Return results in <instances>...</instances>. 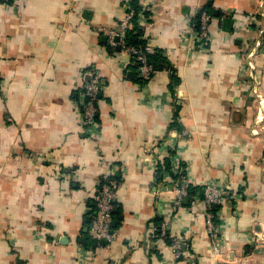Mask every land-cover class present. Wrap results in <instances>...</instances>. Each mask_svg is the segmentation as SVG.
I'll list each match as a JSON object with an SVG mask.
<instances>
[{
    "label": "crops",
    "instance_id": "0c3cea01",
    "mask_svg": "<svg viewBox=\"0 0 264 264\" xmlns=\"http://www.w3.org/2000/svg\"><path fill=\"white\" fill-rule=\"evenodd\" d=\"M130 1L0 0V264H264V0H137L136 13ZM204 6L207 49L191 36ZM130 11L177 86L169 70L138 81L117 35ZM90 66L103 86L94 138L81 115ZM180 170L201 192L174 212ZM105 173L120 187L114 238L97 243ZM210 181L224 196L217 245L201 199ZM163 221L179 259L154 237Z\"/></svg>",
    "mask_w": 264,
    "mask_h": 264
},
{
    "label": "built area",
    "instance_id": "2783aa9c",
    "mask_svg": "<svg viewBox=\"0 0 264 264\" xmlns=\"http://www.w3.org/2000/svg\"><path fill=\"white\" fill-rule=\"evenodd\" d=\"M17 1L18 0H11L12 3ZM198 15V28L194 25L192 26L191 36L201 48L206 49L205 46L209 40V26L213 18L204 10H200ZM132 18L133 12L130 11L121 23L120 31L122 32H120V34L116 33L117 35L124 37L126 30L131 26ZM102 32L107 35L108 44L114 46V37H116L114 31L102 30ZM261 47L262 44L260 39L256 40L254 49L247 55V66L250 70H253L251 60ZM124 50L130 55L132 61L137 66V77L144 82H149L155 74L153 67L148 62V56L154 52L153 49L149 45H145L143 47H128L124 48ZM102 90L103 86L100 82L99 71L94 66L86 68L83 73L81 115L84 131L93 138L96 136L94 132H96L98 99ZM182 135L187 136L188 133L184 131L182 132ZM176 169L178 170V167ZM175 175H177L178 178L175 179L172 187L175 195L173 201L174 212L181 206L184 198L187 196V189L190 183L189 178L183 174V170H180L179 172L177 171ZM110 178V173H105L100 176L99 188L94 195V212L91 216V222L88 227V235L97 243L101 241L110 242L114 238V233L112 231V213L117 190L120 187V184L118 181L111 180ZM203 195V201L206 204V224L208 234L211 240H214V244H216V242L218 244L217 229L213 222L214 217L207 210L211 205H221L223 203V189L214 181H210L205 185ZM154 237L157 239H169L170 246L176 258L179 259L181 257L180 247L182 244L177 238L169 234L167 222L163 221L157 226Z\"/></svg>",
    "mask_w": 264,
    "mask_h": 264
},
{
    "label": "trees",
    "instance_id": "16d2710c",
    "mask_svg": "<svg viewBox=\"0 0 264 264\" xmlns=\"http://www.w3.org/2000/svg\"><path fill=\"white\" fill-rule=\"evenodd\" d=\"M129 4L131 5V8L133 9L134 13H136L139 10V6H138L137 0H131L129 2ZM203 10L206 11V12H208V11L212 12L206 6L203 7ZM198 16L199 15L197 14L196 16L192 17L193 25L196 28H198ZM134 20H135V16L131 20L134 28H130V29L126 30V32H125L123 48L143 47V46L147 45L146 41L142 38L143 35H142L141 29L138 26H136ZM103 40H105L108 43V39L105 36H104ZM108 46L110 47L109 44H108ZM205 48L206 49L208 48L207 45L205 46ZM153 51L154 52L148 56L149 64L153 67L155 72L159 71V70H169V71L173 72V76H172L173 83H172V86H177L178 80L175 77L174 68H172V66H171L170 62L168 61V59H166V57L163 55V52L161 50H157L156 49V50H153ZM136 68H137V66L135 65V69ZM136 75H137V73H136ZM138 81H140L141 83H147V82H144L143 80H141L139 78H138ZM177 128H178V126H177ZM184 172L185 171H183V174H184ZM174 176H175V179L178 178L177 175H174ZM110 179L114 180L112 177ZM187 192H188V194L186 196L187 199L188 198L193 199L194 197L200 198L201 190L197 186H193L192 184L189 183ZM201 199L202 200L204 199V195H202ZM114 205H115V202H114ZM219 209H220V205H211L208 208V210H207L208 212H210L213 215V217H214L213 218V222L214 223H216L215 217H216V213L218 212ZM112 217H114V213L112 214ZM165 239H167V238H165Z\"/></svg>",
    "mask_w": 264,
    "mask_h": 264
},
{
    "label": "water",
    "instance_id": "95a60500",
    "mask_svg": "<svg viewBox=\"0 0 264 264\" xmlns=\"http://www.w3.org/2000/svg\"><path fill=\"white\" fill-rule=\"evenodd\" d=\"M113 212H116V209H115V208L113 209ZM112 225H113V224H112Z\"/></svg>",
    "mask_w": 264,
    "mask_h": 264
},
{
    "label": "bare ground",
    "instance_id": "6f19581e",
    "mask_svg": "<svg viewBox=\"0 0 264 264\" xmlns=\"http://www.w3.org/2000/svg\"><path fill=\"white\" fill-rule=\"evenodd\" d=\"M203 10V9H202ZM221 208V207H220ZM206 209V208H205Z\"/></svg>",
    "mask_w": 264,
    "mask_h": 264
}]
</instances>
